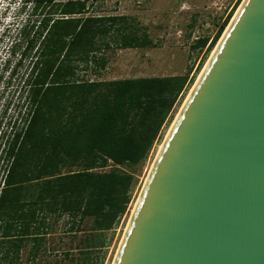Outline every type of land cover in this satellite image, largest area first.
<instances>
[{"label":"trees","instance_id":"16d2710c","mask_svg":"<svg viewBox=\"0 0 264 264\" xmlns=\"http://www.w3.org/2000/svg\"><path fill=\"white\" fill-rule=\"evenodd\" d=\"M97 1L23 0L30 11L23 29V51L31 52L22 87L26 108L22 127L0 151L6 162L1 235L13 238L16 253L23 238L42 240L38 230L48 215H67L80 223L90 219L91 233L80 254L87 258L101 247V234L117 225L130 204L133 170L148 158L187 84L189 71L78 80L79 68L105 67L97 54L112 44L119 49L152 46L133 19L91 14ZM229 18L210 42L198 39L194 49L210 52Z\"/></svg>","mask_w":264,"mask_h":264},{"label":"water","instance_id":"95a60500","mask_svg":"<svg viewBox=\"0 0 264 264\" xmlns=\"http://www.w3.org/2000/svg\"><path fill=\"white\" fill-rule=\"evenodd\" d=\"M112 264H264V0H242L224 29Z\"/></svg>","mask_w":264,"mask_h":264},{"label":"rangeland","instance_id":"374dc122","mask_svg":"<svg viewBox=\"0 0 264 264\" xmlns=\"http://www.w3.org/2000/svg\"><path fill=\"white\" fill-rule=\"evenodd\" d=\"M241 2L242 0H98L94 3L91 14L124 15L133 19L143 28L152 41V46L119 49L112 44L97 54V57L106 60L105 67L99 69L92 65L79 68L78 80L112 81L183 76L189 71L187 84L148 158L133 170L134 184L130 204L117 225L101 234V247L93 249L87 258L80 254L84 238L91 233L90 219L80 223L78 219L73 220L67 215H48L44 220V227L38 230L39 237H42L38 239L42 240L34 241L33 236L25 237L16 253L11 246L13 238L2 239L1 227L4 223L0 221V241L3 243L0 246V264H112L157 151L215 47L207 52L206 48L194 49V43L201 38H208L210 42L229 17L228 23L230 22ZM23 6V0H0V151L22 127L26 108L22 87L31 65V52L23 51L27 38L23 29L30 11ZM19 112L21 116H17ZM5 165L6 162L0 158V189ZM124 170L127 171V168ZM40 219L38 217L34 226H38Z\"/></svg>","mask_w":264,"mask_h":264}]
</instances>
